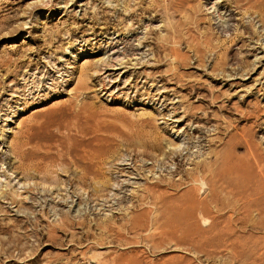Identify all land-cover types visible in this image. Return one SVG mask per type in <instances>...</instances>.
<instances>
[{"label":"rangeland","instance_id":"1","mask_svg":"<svg viewBox=\"0 0 264 264\" xmlns=\"http://www.w3.org/2000/svg\"><path fill=\"white\" fill-rule=\"evenodd\" d=\"M86 130L104 191L66 165ZM149 133L182 169L244 157V139L264 152V0H0V264H264L257 168L234 187L256 191L248 206L209 202L200 179L124 207L175 170ZM28 134L36 159L61 155L52 179L20 168Z\"/></svg>","mask_w":264,"mask_h":264},{"label":"bare ground","instance_id":"2","mask_svg":"<svg viewBox=\"0 0 264 264\" xmlns=\"http://www.w3.org/2000/svg\"><path fill=\"white\" fill-rule=\"evenodd\" d=\"M195 118L198 119V117H195ZM145 120H146L145 122H147V123L150 122V120L148 118ZM198 127L199 126H197V128ZM220 130H222V129H220ZM220 130H219L218 126L217 127L214 126V129L212 131L214 134H216V133H219ZM213 133H211V134H213ZM142 135H143V133H142ZM86 136H88V138H86ZM127 136H129V135H127ZM248 137H250V136H248ZM214 139H216V137L211 138V140L209 138L208 144L209 143L211 144ZM242 139H243V136H242ZM94 140L100 141L101 138L96 136V135L91 134L88 130L84 131L82 133V138L78 141L81 144H83V146L86 148L79 149V148H76L75 146H73V148L70 149L71 160L66 165L69 167H75L76 170L80 169L79 172H81V175L79 176V180L83 185L86 184L88 179H90V180L97 179V181L101 184L99 189H97V191L100 192V191H104V189H107L108 183L111 179L109 180V179H105V177H103L104 173L101 172L100 165H99V163L96 162V158H97L96 153L94 151H92V146H94L93 145ZM147 140H149L148 144H149L150 148L162 151L164 158L167 156H168V158H171V160H169V161L167 160V162L169 163L171 161V164H173V166H175V170H172L171 167L166 166L168 168V172L166 173V175L159 177V179L156 182H154L153 184H149L147 187H145L139 191L132 192V194L130 195V199H127V202L124 205V207L126 209H129V208L133 209L134 207L138 206V204L134 205V199L137 200V203L145 202L147 199L148 201L146 203L150 202V203H153L154 205L164 204L166 201H168L170 199L169 191H176L178 188H180L183 184H185L187 182L188 183L191 182V184L193 182L197 183L200 179H202V181L205 182L206 190H208V194H210V196L208 195L210 198L209 202L221 201V198H223L224 196L220 198L218 192L220 190H221V192L223 190H226L229 192V194L232 195L231 197L238 198L239 201L241 200L242 202L245 203L246 206H248L249 201L251 203L253 197L257 193L255 190H250V191L249 190H245V191L240 190L239 192H237L234 189V187L239 185V183L241 182V180H239V179L244 178L243 176L248 174V172L250 170L257 168L258 169L257 170L258 176H259L257 181L261 182V180H262L264 182V156L261 154V152L262 153H264V152L262 150L260 152V149L257 146H255L254 143H252V140L250 141L248 139L247 140L244 139L246 142V145H247V154L244 157H239L237 155H226V156H224L222 154L221 155L217 154V152L214 153L213 151H212V153L207 152L208 154L203 153L202 156L201 155L199 157L197 156L198 158H201L200 160H196V158H194L195 160L191 159L190 164L193 165V167L190 169H182L181 165L179 164L180 162H178L176 160V158H174L173 154L175 153V151L174 152L170 151L169 153H167L164 150V147L162 144L163 143L162 139L159 136H157L156 133H152V134L149 133V137ZM16 147H17V149L15 151L16 157L20 161V168L23 171H25V175L27 176V178L32 177L33 176L32 174H36V175H40V176L42 175L41 178L45 179V180L52 179L53 176H49V175L54 174V173H51V172H53L51 170V167L56 165L55 163L58 162L57 160H59L58 158L61 157V155H57L56 153L51 152V149H45L42 153L43 156L38 157L39 160L36 159L34 156V153L36 151H35L34 146L32 144L30 134H28L26 136V140L24 142L17 144ZM176 151H178V150H176ZM116 152H113V153H116ZM198 152H199V150H198ZM204 155L206 156V158H204ZM178 156H180V154ZM192 157H193V155H192ZM105 160L106 159L102 158L101 162L105 161ZM189 160H190V158H189ZM167 162H164V164H166ZM174 174L179 175V178L174 179V176H173ZM35 190L38 191L39 189L38 188H31L29 190V192L35 191ZM221 192H220V195H222ZM11 194H12V192H11ZM113 195L116 196L115 194H113ZM21 196H22V194L15 192L13 197L20 198ZM229 197H230V195H229ZM193 199H196V198H193ZM224 200H226V199H224ZM11 201L13 203H16V201L14 199H12V197H11ZM189 202H191V201H189ZM222 202H223V200H222ZM230 202H231V198H230ZM235 202H238V200L237 201L235 200ZM120 203H122V202H120ZM181 203L185 204L186 201H181ZM223 203H225V201ZM232 203H234V202H232ZM16 204H18V203H16ZM207 204L208 203H206V202H200V201L198 202V205L199 206L203 205V207H206ZM35 219L37 220L36 217H35ZM61 219H62V217L60 218V220ZM60 220H59L60 225L70 223L69 220H67V219H64L62 221H60ZM70 221L73 222V220H71V219H70ZM105 222H109V220L107 219ZM105 225L104 226H98L96 229L97 230L107 229V226H105ZM51 232H53V230L49 231V233H51ZM49 233H48V235H49Z\"/></svg>","mask_w":264,"mask_h":264}]
</instances>
